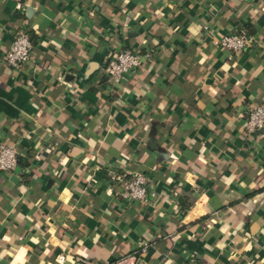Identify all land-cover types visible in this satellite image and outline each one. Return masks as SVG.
<instances>
[{
    "label": "crops",
    "instance_id": "crops-1",
    "mask_svg": "<svg viewBox=\"0 0 264 264\" xmlns=\"http://www.w3.org/2000/svg\"><path fill=\"white\" fill-rule=\"evenodd\" d=\"M20 28L32 53L10 68ZM240 29L254 46L213 44ZM121 48L153 52L112 83ZM263 101L264 2L0 0V142L19 151L0 264H264V130L244 127ZM124 172L145 201L120 199Z\"/></svg>",
    "mask_w": 264,
    "mask_h": 264
},
{
    "label": "built area",
    "instance_id": "built-area-1",
    "mask_svg": "<svg viewBox=\"0 0 264 264\" xmlns=\"http://www.w3.org/2000/svg\"><path fill=\"white\" fill-rule=\"evenodd\" d=\"M264 2V0H251ZM20 8V4H17ZM213 44L221 49L231 52L242 51L251 48L255 44V38L244 29L230 33H223L213 40ZM32 41L25 28L15 31L9 48L3 53V61L10 68H18L25 64L32 53ZM130 48H121L108 54L104 71L110 82H117L128 72L141 65L146 57ZM244 127L248 134L264 129V101L249 108L244 117ZM19 151L15 144L0 142V172L13 171L18 162ZM117 183V193L124 202L145 201L148 195L149 181L147 176L141 172H124L112 176ZM146 249V243L141 244V252ZM62 262L64 257L60 255L57 259ZM108 264H133L127 259H116ZM181 264H206L196 260L194 257L187 259Z\"/></svg>",
    "mask_w": 264,
    "mask_h": 264
},
{
    "label": "trees",
    "instance_id": "trees-1",
    "mask_svg": "<svg viewBox=\"0 0 264 264\" xmlns=\"http://www.w3.org/2000/svg\"><path fill=\"white\" fill-rule=\"evenodd\" d=\"M28 32V31H27ZM29 33V32H28ZM29 35H30V33H29ZM30 38H31V36H30ZM136 52H138V53H140L141 55H145V54H147V56L146 57H144V58H147V57H149L151 54H152V52H153V50H152V48H150V49H147V48H145V49H137V50H135ZM142 62H143V60H142ZM142 62H141V64H142Z\"/></svg>",
    "mask_w": 264,
    "mask_h": 264
},
{
    "label": "water",
    "instance_id": "water-1",
    "mask_svg": "<svg viewBox=\"0 0 264 264\" xmlns=\"http://www.w3.org/2000/svg\"><path fill=\"white\" fill-rule=\"evenodd\" d=\"M261 130H264V129H261Z\"/></svg>",
    "mask_w": 264,
    "mask_h": 264
}]
</instances>
